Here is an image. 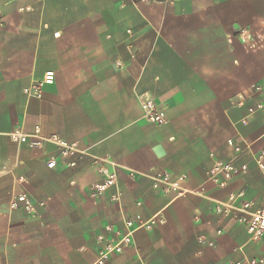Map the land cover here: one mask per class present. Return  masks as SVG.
Returning <instances> with one entry per match:
<instances>
[{
  "label": "crops",
  "instance_id": "0c3cea01",
  "mask_svg": "<svg viewBox=\"0 0 264 264\" xmlns=\"http://www.w3.org/2000/svg\"><path fill=\"white\" fill-rule=\"evenodd\" d=\"M50 70L40 98L23 94ZM263 82L264 0H0V264L264 259V236L249 240L244 225L214 211L231 194L264 204L255 160L264 149ZM143 97L163 123L143 118ZM36 126L86 154L73 168H47L52 144L10 137ZM235 146L247 171L218 187L205 173L231 160ZM100 166L115 169L116 184L93 196ZM163 171L185 175L193 192L154 189ZM17 192L35 216L10 208ZM154 217L121 252L105 254L125 220Z\"/></svg>",
  "mask_w": 264,
  "mask_h": 264
},
{
  "label": "built area",
  "instance_id": "2783aa9c",
  "mask_svg": "<svg viewBox=\"0 0 264 264\" xmlns=\"http://www.w3.org/2000/svg\"><path fill=\"white\" fill-rule=\"evenodd\" d=\"M145 1L171 3L173 0ZM239 38L243 43L248 40L244 30L239 33ZM53 80L54 72L51 70L47 71L40 80L32 82L28 86L24 87L22 92L28 97L40 98L42 96L43 87L45 85L52 84ZM254 89L258 90L260 89V86H254ZM139 103L143 112V118L147 121L157 124L165 121L163 111L157 107V104L151 97H143L139 100ZM10 137L16 142H27L29 146L32 147H41L44 143L52 144L55 147V151L46 160V166L50 169L55 168L59 162L68 168H73L76 166L77 160L86 154L85 150L79 149L75 143H69L56 134L42 136L38 126L34 128V132L32 134H23L20 131H16L11 134ZM228 143L232 144V140H228ZM234 152L235 156L231 160H217L212 164V166L205 173L208 181L218 187H225L228 181L244 174L247 171V165L245 163L236 162V158L241 152V149L238 146H235ZM263 155L264 149L261 150L255 160L264 172V166L261 162ZM98 170L104 177L100 183L91 186L93 196H96L108 187L116 184L117 174L115 169L108 170L105 167L100 166L98 167ZM130 175H133V173H130ZM185 180L186 176L183 174L173 175L169 172L163 171L152 177V186L154 189H159L164 193L173 192L175 196H181L193 192L192 190L184 187ZM118 195L119 193L116 192L114 198L117 199ZM9 206L12 209L20 207L26 212L27 216H35L34 204L24 192L14 193L10 198ZM214 211L216 213L230 216L236 222L244 225L249 240H259L264 236V204L254 208L251 201L242 199V193L237 195L231 194L228 196L226 202H218L214 207ZM136 219L137 223H134L131 219L124 221L126 229L124 235L116 243L107 245L105 254L112 250L121 252L123 245L131 242V236L136 229L144 228L148 230L151 229L157 222V217L151 218L147 221H142L140 218ZM220 232L221 230L217 231V233ZM98 238L102 239V236H99ZM209 244L212 245V243ZM242 261L245 262V264H264V259L262 258H247L243 256ZM235 264H240V262H236Z\"/></svg>",
  "mask_w": 264,
  "mask_h": 264
}]
</instances>
